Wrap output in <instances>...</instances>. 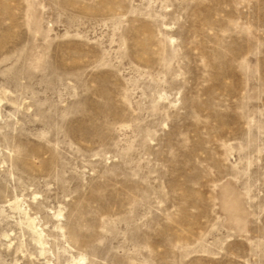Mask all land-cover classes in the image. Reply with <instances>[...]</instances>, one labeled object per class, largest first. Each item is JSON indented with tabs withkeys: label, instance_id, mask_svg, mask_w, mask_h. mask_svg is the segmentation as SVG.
Wrapping results in <instances>:
<instances>
[{
	"label": "rangeland",
	"instance_id": "1",
	"mask_svg": "<svg viewBox=\"0 0 264 264\" xmlns=\"http://www.w3.org/2000/svg\"><path fill=\"white\" fill-rule=\"evenodd\" d=\"M0 97V264H264V0H0Z\"/></svg>",
	"mask_w": 264,
	"mask_h": 264
},
{
	"label": "bare ground",
	"instance_id": "2",
	"mask_svg": "<svg viewBox=\"0 0 264 264\" xmlns=\"http://www.w3.org/2000/svg\"><path fill=\"white\" fill-rule=\"evenodd\" d=\"M1 102H2V100L0 97V103ZM27 208L28 207H25L21 200H16L14 202V209L16 211H18L20 214L21 220H20L19 224L30 232L35 243L41 247V254H46L47 253L46 245L48 242H46V244H45V234H44L45 230L43 231V229H41V226H40L41 224L38 223L36 217L31 216V213L27 210ZM60 216H61V214L58 215L59 218H60ZM39 222H40V220H39ZM5 237L9 238L10 236L5 235ZM46 239H47V236H46ZM69 264H87V259L84 257H80V258H74L73 257L72 260L69 261Z\"/></svg>",
	"mask_w": 264,
	"mask_h": 264
}]
</instances>
